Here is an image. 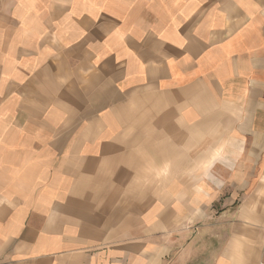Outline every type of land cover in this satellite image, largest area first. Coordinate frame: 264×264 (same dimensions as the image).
<instances>
[{
	"label": "crops",
	"instance_id": "obj_1",
	"mask_svg": "<svg viewBox=\"0 0 264 264\" xmlns=\"http://www.w3.org/2000/svg\"><path fill=\"white\" fill-rule=\"evenodd\" d=\"M0 264H264V0H0Z\"/></svg>",
	"mask_w": 264,
	"mask_h": 264
}]
</instances>
